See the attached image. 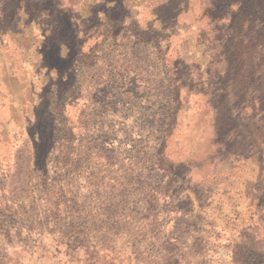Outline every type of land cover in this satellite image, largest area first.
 <instances>
[{
	"label": "rangeland",
	"instance_id": "rangeland-1",
	"mask_svg": "<svg viewBox=\"0 0 264 264\" xmlns=\"http://www.w3.org/2000/svg\"><path fill=\"white\" fill-rule=\"evenodd\" d=\"M167 1L0 0V264H264V17Z\"/></svg>",
	"mask_w": 264,
	"mask_h": 264
},
{
	"label": "trees",
	"instance_id": "trees-1",
	"mask_svg": "<svg viewBox=\"0 0 264 264\" xmlns=\"http://www.w3.org/2000/svg\"><path fill=\"white\" fill-rule=\"evenodd\" d=\"M242 2H243V5H245V3L248 2V4L245 5L244 7L246 8L249 7L246 10L248 11V16H250V18L255 20V18L262 19L264 17V5L257 4L255 0H242ZM233 4L234 3L232 2L231 6ZM176 26L178 27L179 25H176Z\"/></svg>",
	"mask_w": 264,
	"mask_h": 264
},
{
	"label": "crops",
	"instance_id": "crops-1",
	"mask_svg": "<svg viewBox=\"0 0 264 264\" xmlns=\"http://www.w3.org/2000/svg\"><path fill=\"white\" fill-rule=\"evenodd\" d=\"M171 1H173V0H168V1H167V5H168ZM158 23H159V22H158ZM160 23H161V22H160ZM171 24H172V26H174V23H173V22H172ZM172 31H173V28H172ZM172 34H173V33H172Z\"/></svg>",
	"mask_w": 264,
	"mask_h": 264
}]
</instances>
